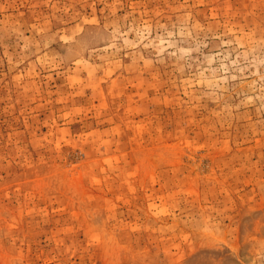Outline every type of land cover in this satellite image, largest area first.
Wrapping results in <instances>:
<instances>
[{
  "label": "rangeland",
  "instance_id": "374dc122",
  "mask_svg": "<svg viewBox=\"0 0 264 264\" xmlns=\"http://www.w3.org/2000/svg\"><path fill=\"white\" fill-rule=\"evenodd\" d=\"M0 264H264V0H0Z\"/></svg>",
  "mask_w": 264,
  "mask_h": 264
}]
</instances>
